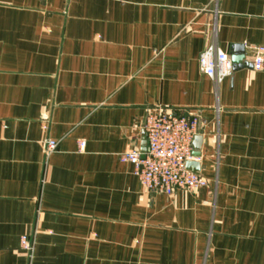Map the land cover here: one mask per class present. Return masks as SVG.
<instances>
[{"label": "crops", "instance_id": "crops-1", "mask_svg": "<svg viewBox=\"0 0 264 264\" xmlns=\"http://www.w3.org/2000/svg\"><path fill=\"white\" fill-rule=\"evenodd\" d=\"M212 43L247 65L216 82ZM256 46L264 0H0V264H264ZM156 108L201 114L207 187L149 192L121 161Z\"/></svg>", "mask_w": 264, "mask_h": 264}, {"label": "built area", "instance_id": "built-area-1", "mask_svg": "<svg viewBox=\"0 0 264 264\" xmlns=\"http://www.w3.org/2000/svg\"><path fill=\"white\" fill-rule=\"evenodd\" d=\"M253 60L254 70L264 69V46H256ZM200 70L221 82L234 73L231 56L216 43L209 44L199 57ZM202 122L200 113L184 114L171 109L147 110L142 129L146 139V151L130 148L120 154L123 162L134 165L135 173L149 192L172 194L177 190L193 192L209 185L208 179L187 168L193 157V141ZM85 142H80L83 148ZM58 141L46 140V151L52 153ZM30 236L24 235L21 247L32 250Z\"/></svg>", "mask_w": 264, "mask_h": 264}, {"label": "water", "instance_id": "water-1", "mask_svg": "<svg viewBox=\"0 0 264 264\" xmlns=\"http://www.w3.org/2000/svg\"><path fill=\"white\" fill-rule=\"evenodd\" d=\"M235 52L231 56L232 62L234 64V70L237 68L244 67L247 65L246 62H242L245 59V50L244 46H235L234 48ZM144 148L143 151H146V141L143 144ZM202 146H203V136L200 134V130H198V134L195 136L194 141H193V157L195 159H198L202 156ZM187 168L194 172V173H200V162L197 160H189L187 162Z\"/></svg>", "mask_w": 264, "mask_h": 264}]
</instances>
